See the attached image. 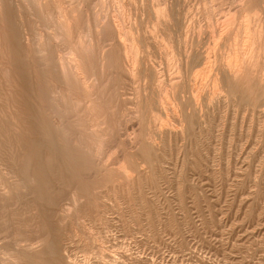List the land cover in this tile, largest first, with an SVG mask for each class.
I'll use <instances>...</instances> for the list:
<instances>
[{
    "label": "rangeland",
    "instance_id": "374dc122",
    "mask_svg": "<svg viewBox=\"0 0 264 264\" xmlns=\"http://www.w3.org/2000/svg\"><path fill=\"white\" fill-rule=\"evenodd\" d=\"M212 2L218 5L217 0H186L177 9L182 13L188 9L192 24L201 25L206 36L204 11ZM76 6H81L89 17L99 12L105 28L104 36H99L104 51L118 54L119 41L128 44L129 33L135 41L144 39L146 48L142 50L140 44L139 56L150 58L143 62L146 69L140 66L138 79L131 86L139 89V98L135 99L140 107L135 111L142 115L146 106L142 104L151 94L149 72L164 82L173 74L159 45L164 42L165 31L162 26L154 27L152 9L158 6L175 12L174 0H85ZM113 23L123 25L126 37L116 36L118 26L114 27ZM108 24L113 25L108 27ZM28 25V35L33 39L39 35L47 38L53 33L51 27L37 25L34 20ZM152 30L156 32L157 42L149 39ZM84 37L95 49L94 44L98 43L95 30L90 29ZM53 45L59 47L58 55L66 57L69 44L65 45L60 38ZM98 72L93 69L88 76L95 80L94 74L98 79L95 92L105 90L103 101H98L104 107L103 102L108 100L110 92L113 94L111 84H122V78L101 79ZM140 72L145 74L142 76ZM208 89H204L202 97L207 96ZM122 93L134 97L133 91L121 90L113 100L115 128L120 114L127 107L125 114L131 109ZM220 101L202 108V120L192 131L193 135L174 131L178 126L162 110L158 113V126L146 127L140 116L132 115L135 113L132 108L130 122L125 126L128 133L135 134L131 137L137 138L133 146L128 141L120 144L115 131L110 136L109 125L101 124L100 119L77 123L78 115L69 111L63 116L67 122L64 127L72 126L71 133H82L85 138L95 133L99 144L93 138L92 145L106 168L82 174L83 170L75 167V175L63 173L52 181L50 190L41 189L39 192H48V197L43 199H37L34 194L24 197L29 191L19 188L13 179L5 180L8 194L0 198V247L9 253L15 250V241L36 236L49 240L44 226H50L63 264H264V113L245 111L234 103ZM62 119H53L52 126L59 127ZM118 163L129 171V181L116 174ZM76 184L97 188L100 194L95 204L85 205V200L80 199L78 205H73L71 195L77 192ZM48 199L53 200L51 207L47 205ZM37 213L40 219L34 221ZM37 247V252L41 251L40 244Z\"/></svg>",
    "mask_w": 264,
    "mask_h": 264
},
{
    "label": "bare ground",
    "instance_id": "6f19581e",
    "mask_svg": "<svg viewBox=\"0 0 264 264\" xmlns=\"http://www.w3.org/2000/svg\"><path fill=\"white\" fill-rule=\"evenodd\" d=\"M84 1L0 0V198L8 194L7 179H13L19 188L29 191L24 197L34 194L37 199H43L48 197V192L39 191L50 190L52 181L61 178L63 173L75 175V167L81 168L82 174L104 171L106 164L101 163L102 159L92 145L93 138L98 143L99 137L94 133L85 138L82 133H71L72 126L65 128L67 122L63 116L69 111L78 115L75 117L77 123H86L91 118L100 119L103 121L101 124L109 125L107 131L110 136L114 131L118 133L116 137L120 144L128 141L133 146L137 141L136 137H131L135 134L128 133L125 125L133 113L132 108L135 111L140 107L135 99L139 89L131 86L138 79L140 66L150 58L139 56L140 48H146L145 41L139 38L137 43L129 33L128 44L119 41L118 54L113 50L104 51L103 41L99 38L105 33L102 19L99 12L92 11L94 13L89 17L80 9L81 6H76V3L81 5ZM217 1L218 5L212 2L204 11L208 28L206 36L201 32V25L195 27L192 24L188 9L183 13L177 9L180 4L185 5L186 0H174L175 12L158 6L152 9L154 27L162 26L165 31L164 42L159 45L166 54L168 67L173 68V74L164 82L149 72L151 94L142 104L146 105L142 115L139 111L132 114L140 116L146 127L157 125L160 120L158 113L162 110L178 126L174 131L192 134L202 120V108L213 105L216 100L234 103L245 111L260 110L264 113V0ZM33 20L37 25L51 27L53 33L47 38L41 35L30 38L28 24ZM113 24H108V27ZM115 24L114 27L118 26L116 36L126 37L123 25ZM90 29L95 30L98 36L95 49L84 40ZM60 38L70 46L66 57L58 55L61 51L53 45ZM156 38L155 30L149 32L151 41H156ZM93 69L99 71L101 79L122 78V84H111L113 94L108 93V100L103 102L105 108L98 104L99 100L103 101L105 90L102 89L104 93L95 92L98 79L94 74L92 78L95 80L88 76ZM207 87L210 91L202 97ZM121 90L133 91L134 97L128 93L121 94L131 109L126 114L128 107L122 111L117 120L118 128H115L112 104ZM79 93L81 97H78ZM55 118H63L61 128L52 126ZM67 128L71 131L68 132ZM128 172L123 164H119L116 170L118 177L125 181L131 179ZM76 186L77 192L71 195L73 205H78L80 199L85 200V205L95 204L100 194L97 188H90L88 184ZM47 203L49 207L54 205L53 200L48 199ZM37 215L33 217L34 221L40 219V214ZM44 228L49 240L36 236L15 241V250L9 253L0 247V264H63L60 249L52 239V228ZM37 244L42 248L39 252Z\"/></svg>",
    "mask_w": 264,
    "mask_h": 264
}]
</instances>
